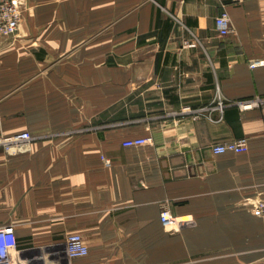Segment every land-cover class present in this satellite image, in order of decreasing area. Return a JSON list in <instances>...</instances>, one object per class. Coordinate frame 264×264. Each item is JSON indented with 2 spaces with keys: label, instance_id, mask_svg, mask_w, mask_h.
<instances>
[{
  "label": "crops",
  "instance_id": "0c3cea01",
  "mask_svg": "<svg viewBox=\"0 0 264 264\" xmlns=\"http://www.w3.org/2000/svg\"><path fill=\"white\" fill-rule=\"evenodd\" d=\"M22 2L18 31L0 37V226L18 262L260 250L264 110L233 102L264 97V0ZM136 138L150 141L123 146ZM239 138L243 152H212ZM164 209L180 226L161 223ZM72 234L86 256L68 254Z\"/></svg>",
  "mask_w": 264,
  "mask_h": 264
},
{
  "label": "built area",
  "instance_id": "2783aa9c",
  "mask_svg": "<svg viewBox=\"0 0 264 264\" xmlns=\"http://www.w3.org/2000/svg\"><path fill=\"white\" fill-rule=\"evenodd\" d=\"M240 2L241 0H236ZM23 2L22 0H0V37H10L15 34L22 22L23 18ZM216 29L219 35H228L231 31L230 17L226 11L215 19ZM255 66L254 64L252 65ZM218 104L224 106V101L218 99ZM233 104L241 110H251L255 108H261L264 110V97L257 96L247 100L234 101ZM189 110V107L186 108ZM204 109H199L194 113V118L197 119L201 116ZM31 136L29 133H21L14 137L6 139V141L29 139ZM149 139H131L123 143L124 147H137L143 146L149 143ZM247 148L246 138H239L226 143L214 144L212 146V152L214 154L223 153H241ZM106 165L109 164V160L103 158ZM160 221L165 226H180V223L171 216L168 209H164L160 214ZM18 240L15 236L12 226H0V264H21L18 259L15 258L13 252L18 249ZM67 252L71 257L78 258L86 256L89 252L88 248L83 241L82 237L78 234H72L67 237L66 240Z\"/></svg>",
  "mask_w": 264,
  "mask_h": 264
},
{
  "label": "rangeland",
  "instance_id": "374dc122",
  "mask_svg": "<svg viewBox=\"0 0 264 264\" xmlns=\"http://www.w3.org/2000/svg\"><path fill=\"white\" fill-rule=\"evenodd\" d=\"M258 217H264V209L254 211ZM240 251L229 247L227 249H213L205 257L200 255L182 258L174 264H264V235L261 237L260 250H253L244 243ZM173 264V263H172Z\"/></svg>",
  "mask_w": 264,
  "mask_h": 264
}]
</instances>
